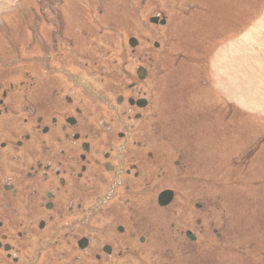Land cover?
Instances as JSON below:
<instances>
[{"label": "rangeland", "instance_id": "rangeland-1", "mask_svg": "<svg viewBox=\"0 0 264 264\" xmlns=\"http://www.w3.org/2000/svg\"><path fill=\"white\" fill-rule=\"evenodd\" d=\"M263 8L264 0H0V88L25 84L15 109L45 103L67 72L79 87L100 86L99 95L114 97L121 68L125 85L137 81L139 68L151 74L140 90L148 93L154 82V148L171 162L184 154L187 168L175 175L167 211L156 209L153 194L142 196L138 221L147 244L120 238L133 245L124 264H264V82L239 79L229 94L209 84L211 65L222 57L220 68L240 70L245 58L234 54L243 37H236L245 27L253 35L264 30ZM152 17L164 25H152ZM43 38L58 41L56 58L67 67L60 75L44 73L35 61L54 46L43 54ZM130 38L137 48H129ZM25 70L33 81L24 79ZM21 117H0V142L18 135Z\"/></svg>", "mask_w": 264, "mask_h": 264}, {"label": "flooded vegetation", "instance_id": "flooded-vegetation-1", "mask_svg": "<svg viewBox=\"0 0 264 264\" xmlns=\"http://www.w3.org/2000/svg\"><path fill=\"white\" fill-rule=\"evenodd\" d=\"M42 40L43 54L44 46H54L35 61L44 73L60 75L67 67L56 58L58 41ZM123 71L115 97L99 95L100 86L79 87L74 72L47 92L45 103L26 109L13 107L24 83L0 88V117L22 116L18 135L0 142V264H124L133 245L120 238L147 244L138 221L142 196L153 194L159 211L172 206L171 184L186 170V158L181 154L171 162L154 148L150 135L158 138L159 112L154 82L148 93L140 90L151 74L141 68L142 78L136 75L137 81L125 85ZM24 72V79L34 80ZM165 192L172 200L161 206Z\"/></svg>", "mask_w": 264, "mask_h": 264}, {"label": "crops", "instance_id": "crops-1", "mask_svg": "<svg viewBox=\"0 0 264 264\" xmlns=\"http://www.w3.org/2000/svg\"><path fill=\"white\" fill-rule=\"evenodd\" d=\"M260 21L264 26V8L260 14ZM253 27L248 29H243L241 33L236 37V39L242 38L243 44L236 48L235 46V54L239 57H244L245 59L240 60V64H238L239 69L241 71L229 72L227 69L220 68L225 66V59L226 57H222L217 64H215L214 68L211 65L212 71V78L209 81L211 88L213 87V82L215 81L216 87L220 90V93L229 94V89L227 88L229 85L232 89L236 87L237 81L239 79H246L245 81H262L264 82V30L263 31H256V34L253 35ZM241 48V50H240ZM238 49V51H237ZM246 60V61H244ZM239 61L238 57H236V64ZM249 62V64H248ZM225 72L226 74L221 75L218 71ZM221 76H227L226 80ZM249 79V80H247ZM260 93H262V88L259 86ZM223 89V91H222ZM264 93V92H263ZM247 98H253L250 94H244ZM264 96V95H263Z\"/></svg>", "mask_w": 264, "mask_h": 264}, {"label": "water", "instance_id": "water-1", "mask_svg": "<svg viewBox=\"0 0 264 264\" xmlns=\"http://www.w3.org/2000/svg\"><path fill=\"white\" fill-rule=\"evenodd\" d=\"M149 23H151L152 25H156V24H158V23H159V25H164L165 21L162 20V21L159 22V18H158V17H152V18L149 19ZM128 46H129V48H131V49L136 48V46H137V42H136V40L133 39V38H130V39L128 40ZM140 71H141V68H139V69L137 70V75H138L140 78H142ZM171 200H172V196H171V193H170V192H165V193H163L162 195H160V197H159V199H158L159 204H160L161 206H166V205L170 204ZM187 237H188L189 240H191V241H194V240H195V238H194V237H191V236L189 235V233H187Z\"/></svg>", "mask_w": 264, "mask_h": 264}, {"label": "bare ground", "instance_id": "bare-ground-1", "mask_svg": "<svg viewBox=\"0 0 264 264\" xmlns=\"http://www.w3.org/2000/svg\"><path fill=\"white\" fill-rule=\"evenodd\" d=\"M254 5H256V4H254ZM137 48V47H136ZM147 124V123H146Z\"/></svg>", "mask_w": 264, "mask_h": 264}]
</instances>
